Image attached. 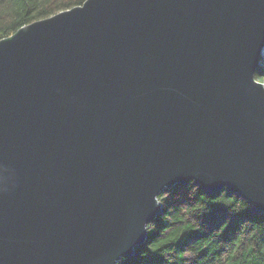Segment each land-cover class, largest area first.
Returning <instances> with one entry per match:
<instances>
[{
  "label": "water",
  "instance_id": "1",
  "mask_svg": "<svg viewBox=\"0 0 264 264\" xmlns=\"http://www.w3.org/2000/svg\"><path fill=\"white\" fill-rule=\"evenodd\" d=\"M264 0H85L0 39V264H117L191 181L264 212Z\"/></svg>",
  "mask_w": 264,
  "mask_h": 264
},
{
  "label": "trees",
  "instance_id": "2",
  "mask_svg": "<svg viewBox=\"0 0 264 264\" xmlns=\"http://www.w3.org/2000/svg\"><path fill=\"white\" fill-rule=\"evenodd\" d=\"M85 0H0V39ZM264 82V55L255 72ZM157 219L134 256L117 264H264V212L228 188L191 181L165 189Z\"/></svg>",
  "mask_w": 264,
  "mask_h": 264
},
{
  "label": "rangeland",
  "instance_id": "3",
  "mask_svg": "<svg viewBox=\"0 0 264 264\" xmlns=\"http://www.w3.org/2000/svg\"><path fill=\"white\" fill-rule=\"evenodd\" d=\"M263 84H264V82H263Z\"/></svg>",
  "mask_w": 264,
  "mask_h": 264
}]
</instances>
